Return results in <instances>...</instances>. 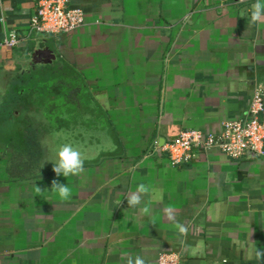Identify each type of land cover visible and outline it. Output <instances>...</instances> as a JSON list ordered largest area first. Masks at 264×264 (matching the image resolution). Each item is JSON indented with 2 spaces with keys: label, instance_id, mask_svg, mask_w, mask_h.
<instances>
[{
  "label": "crops",
  "instance_id": "0c3cea01",
  "mask_svg": "<svg viewBox=\"0 0 264 264\" xmlns=\"http://www.w3.org/2000/svg\"><path fill=\"white\" fill-rule=\"evenodd\" d=\"M255 2L70 0L80 28L0 46V264H156L162 252L180 264H264V155L211 149L172 166L163 150L182 130L219 132L264 88ZM34 12V0H1L0 41ZM60 96L73 109L50 126L43 106ZM69 139L84 156L70 181L50 155ZM54 179L70 183V199L50 192Z\"/></svg>",
  "mask_w": 264,
  "mask_h": 264
},
{
  "label": "built area",
  "instance_id": "2783aa9c",
  "mask_svg": "<svg viewBox=\"0 0 264 264\" xmlns=\"http://www.w3.org/2000/svg\"><path fill=\"white\" fill-rule=\"evenodd\" d=\"M1 1V0H0ZM223 1V0H221ZM243 2L244 0H237ZM35 12L23 33L6 31L0 46L15 48L34 34L57 35L75 31L85 24L82 8L70 5V0H34ZM216 149L232 159L252 153L264 155V88L260 84L252 91L249 106L239 118L224 120L219 132L186 129L166 141L163 150L172 166L195 160L200 152ZM178 252H162L156 264H180Z\"/></svg>",
  "mask_w": 264,
  "mask_h": 264
},
{
  "label": "clouds",
  "instance_id": "9594fccd",
  "mask_svg": "<svg viewBox=\"0 0 264 264\" xmlns=\"http://www.w3.org/2000/svg\"><path fill=\"white\" fill-rule=\"evenodd\" d=\"M262 16H264V0H256L250 12L251 21L257 22ZM54 151L57 159L53 164V171L57 177L63 176L70 181L72 177L79 176L83 172L84 156L78 147L70 142H65L58 145ZM39 190L38 187L37 191ZM140 190L143 191V187ZM73 191L74 189L70 186V183H61L58 179L52 181L50 192L61 200L70 199ZM138 200V197L133 196L130 203L136 204ZM178 227L180 232L185 231L183 227ZM256 256L258 260L264 258V250H257ZM129 264H132V262L129 261ZM135 264H144V260L137 257Z\"/></svg>",
  "mask_w": 264,
  "mask_h": 264
},
{
  "label": "rangeland",
  "instance_id": "374dc122",
  "mask_svg": "<svg viewBox=\"0 0 264 264\" xmlns=\"http://www.w3.org/2000/svg\"><path fill=\"white\" fill-rule=\"evenodd\" d=\"M34 81H35V78H34L33 82ZM40 82L41 81H39V84H40ZM63 100L64 99L61 98V96H60V97H57L56 98V100H55L56 102H53V100H51L49 102L45 101V104L43 106V109L46 112V114L48 116L47 119L49 120V122H50L51 125H53V121H51V118H58L60 116V113L63 112L64 110L66 111V113L68 115L72 111V109H73V107L68 104V101H67V104L64 105L63 104ZM79 109H83V110L89 111L90 108L80 107ZM66 118H68V117H66ZM72 118H74V117H72ZM66 121H67V119H66ZM69 142H71V139H69ZM54 149H55L54 148V144H52L51 149H50V155H52L53 153H55ZM56 159H54V162L56 161Z\"/></svg>",
  "mask_w": 264,
  "mask_h": 264
},
{
  "label": "trees",
  "instance_id": "16d2710c",
  "mask_svg": "<svg viewBox=\"0 0 264 264\" xmlns=\"http://www.w3.org/2000/svg\"><path fill=\"white\" fill-rule=\"evenodd\" d=\"M40 81V80H39ZM39 81H38V79H35V81L33 82V84H35V86H37V87H39ZM82 92V91H81ZM84 92V91H83ZM66 119H69V118H66ZM49 121V120H48ZM51 121H53V125H51L50 124V126H55V127H58L57 125H58V118H51ZM50 123V122H49ZM32 130H34L33 128H32ZM56 130V129H55ZM27 141H29V143L27 142V146H29V148H30V151H33L34 150V152H35V154H33V156L35 157V159H36V151H37V149L39 148V141H37V138H36V136H35V130H34V135H33V137L31 138L30 137V139L29 140H27Z\"/></svg>",
  "mask_w": 264,
  "mask_h": 264
},
{
  "label": "water",
  "instance_id": "95a60500",
  "mask_svg": "<svg viewBox=\"0 0 264 264\" xmlns=\"http://www.w3.org/2000/svg\"><path fill=\"white\" fill-rule=\"evenodd\" d=\"M36 54L38 57L43 58V60L45 59L46 61H50V58H52L54 55L51 53V51L48 50H37ZM37 59H40L38 58ZM252 154V153H251Z\"/></svg>",
  "mask_w": 264,
  "mask_h": 264
},
{
  "label": "flooded vegetation",
  "instance_id": "af4514ba",
  "mask_svg": "<svg viewBox=\"0 0 264 264\" xmlns=\"http://www.w3.org/2000/svg\"><path fill=\"white\" fill-rule=\"evenodd\" d=\"M80 93H81L82 95H86V93L83 92V91H82V92L80 91L79 94H80ZM83 103H84V102H83ZM79 110H80V111H84L83 109H79Z\"/></svg>",
  "mask_w": 264,
  "mask_h": 264
}]
</instances>
